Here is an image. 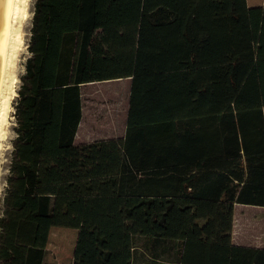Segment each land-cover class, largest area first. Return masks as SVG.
Masks as SVG:
<instances>
[{"label": "trees", "instance_id": "trees-1", "mask_svg": "<svg viewBox=\"0 0 264 264\" xmlns=\"http://www.w3.org/2000/svg\"><path fill=\"white\" fill-rule=\"evenodd\" d=\"M246 1L35 0L0 264H48L51 228L77 231L71 264H264L231 241L234 206L264 208V5ZM122 79L123 137L75 144L80 86Z\"/></svg>", "mask_w": 264, "mask_h": 264}, {"label": "rangeland", "instance_id": "rangeland-1", "mask_svg": "<svg viewBox=\"0 0 264 264\" xmlns=\"http://www.w3.org/2000/svg\"><path fill=\"white\" fill-rule=\"evenodd\" d=\"M34 2L35 0H27L24 18L20 24L21 50L16 61L11 99L6 109L4 132L0 134V215L12 157V143L15 139L14 105L21 85V77L25 73L26 59L29 57L27 45L30 38ZM246 4L248 7H257L264 4V0H255L254 3L246 1ZM129 87L130 80L122 79L113 83L95 84L84 88L83 92L86 94L84 98L87 99V103L84 106L85 117L80 130L79 138L81 141L86 139L90 143L97 140L123 137ZM104 133L106 135L102 136ZM64 154L65 151L54 154L51 183L58 181ZM235 211L231 232L232 243L237 246L264 248V208L239 205L235 207ZM75 233V230L65 228H54L50 231L46 246V262L48 264L72 263ZM140 244L141 241L137 243L138 246ZM143 260L146 261L147 259L144 258Z\"/></svg>", "mask_w": 264, "mask_h": 264}, {"label": "bare ground", "instance_id": "bare-ground-1", "mask_svg": "<svg viewBox=\"0 0 264 264\" xmlns=\"http://www.w3.org/2000/svg\"><path fill=\"white\" fill-rule=\"evenodd\" d=\"M26 2L9 0L6 29L0 46V134L4 132L6 109L15 81V66L21 50L20 24L24 18Z\"/></svg>", "mask_w": 264, "mask_h": 264}, {"label": "crops", "instance_id": "crops-1", "mask_svg": "<svg viewBox=\"0 0 264 264\" xmlns=\"http://www.w3.org/2000/svg\"><path fill=\"white\" fill-rule=\"evenodd\" d=\"M263 5H264V4H261L260 6H263ZM77 51H78V43H76V46H75L74 60H75V58H76ZM115 81H117V80L103 81V82H95V83H89V84H85V85H81V86H80L81 99H82V117H81V121H80V123H79L78 129H77V132H76V135H75V138H74V143H75V144L88 143L86 139H83V140H84V142H83V140L81 141V139L79 138V137H80V130H81L82 122H83V119H84V117H85L84 106H85V104L87 103V99L84 98L85 95H86L85 92H83V91H84V88H85V87H88V86H91V85H95V84L113 83V82H115ZM105 135H106V133L102 134V136H105ZM101 139H102V138H101ZM103 140H104V139H103ZM60 151H63V150H56V151H54V154L57 153V152H60ZM63 153H64V152H63ZM64 156H65V154H64ZM52 170H53V159H52V166H51L50 177H49V186H48V188H47V193H48V194H53V193H54V191H55V187H56V184H57V182H58V181H57V182H54V183L52 182V183H51ZM236 206H239V205H236ZM236 206H234V209H233V218H234V215H235V212H236V211H235V207H236ZM52 229H54V228H51L50 231H51ZM50 231H49V235H50ZM75 231H76V230H75ZM49 235H48V239H49ZM75 235H76V237H77V231H76ZM76 237H75V242H76ZM47 245H48V241H47ZM47 245H46V246H47ZM46 250H47V248H46ZM45 261H46V259H45Z\"/></svg>", "mask_w": 264, "mask_h": 264}, {"label": "water", "instance_id": "water-1", "mask_svg": "<svg viewBox=\"0 0 264 264\" xmlns=\"http://www.w3.org/2000/svg\"><path fill=\"white\" fill-rule=\"evenodd\" d=\"M9 0H0V46L5 34L8 17Z\"/></svg>", "mask_w": 264, "mask_h": 264}]
</instances>
